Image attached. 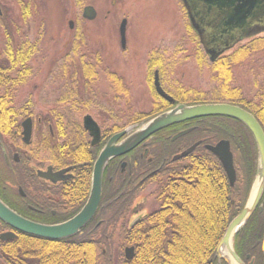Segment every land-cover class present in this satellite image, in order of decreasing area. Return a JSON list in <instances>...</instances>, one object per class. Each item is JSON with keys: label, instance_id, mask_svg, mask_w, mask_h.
Instances as JSON below:
<instances>
[{"label": "flooded vegetation", "instance_id": "1", "mask_svg": "<svg viewBox=\"0 0 264 264\" xmlns=\"http://www.w3.org/2000/svg\"><path fill=\"white\" fill-rule=\"evenodd\" d=\"M262 2L244 23L234 21L227 28L223 23L230 9L208 7L197 0H189L196 17V20H193L183 2L182 6L188 23L200 42L201 32L205 27V39L208 38L209 42L216 41L217 44L225 45L232 41L235 46L245 40L254 39L252 44L261 40L255 38L264 34V0ZM26 8L29 11V5L26 4ZM84 8L80 10L82 22H94L98 18L96 11L94 10V18L87 20L83 16ZM0 13V23H3L5 14L1 7ZM209 42L207 41L208 44ZM204 53L209 57L208 62L213 64L223 59L224 50L214 47L206 49ZM147 59V81L156 101L162 99L154 90L155 73L162 90L174 100L173 104L167 105H191L192 91L180 87L169 90L163 86L161 57ZM5 71L7 70L0 68V75ZM16 87L17 85L12 83L0 87V201L15 214L33 224L57 227L74 218L87 202L93 166L106 144L120 134L122 137L118 141H121L141 121L127 128L114 124L109 117L96 118L88 113L83 116L75 115L71 111L76 108L62 112L54 108L45 116L37 115L31 103L18 106L12 100L9 92ZM87 115L97 127L92 132L84 126V118ZM204 119L184 122L183 124L188 125L185 130L193 132ZM176 126L178 125L172 127ZM162 131L127 154L115 157L107 163L101 176V192L96 210L85 226L74 235L58 240L42 239L25 235L0 221V252L5 249V245L10 244V250L29 249L27 264H72L71 253L79 255L81 240L98 233L103 235L106 241L108 237H112L109 240L112 251L121 249L125 252V249L133 248V255V246L117 243L115 241L118 239L114 241V237H125L127 234L144 230V217L159 206L152 194L159 188L163 173L178 164L177 161L171 160L175 155L168 160L159 149V145L166 143L164 136H160ZM161 138L163 139L160 140ZM203 141L205 137L197 139L191 145L199 142L197 147L204 149ZM152 148L157 152L155 158L151 155ZM153 159L155 161H152ZM147 193L157 208L142 215L146 209ZM141 198L145 200L142 207L139 202ZM254 217H264V212H254L250 221ZM242 231L233 239V249L238 259L242 264H264V235L260 241L254 242L251 252L248 253L242 249L245 240V233ZM5 234L9 237L1 239ZM100 250L104 254V247ZM0 255V264H4L3 254ZM21 259L16 256L14 264H21ZM75 264H79V261H75ZM215 264L224 263L215 259Z\"/></svg>", "mask_w": 264, "mask_h": 264}, {"label": "rangeland", "instance_id": "2", "mask_svg": "<svg viewBox=\"0 0 264 264\" xmlns=\"http://www.w3.org/2000/svg\"><path fill=\"white\" fill-rule=\"evenodd\" d=\"M0 7L5 14L0 23V65L7 34L12 44L33 50L27 63L31 74L21 84L11 78L17 87L9 93L18 106L31 103L37 115L45 116L54 108L60 112L76 108L71 111L75 115L109 117L116 125L131 127L138 122L137 115L160 104L147 81V58L155 56L163 60L164 87H180L204 99L206 94L207 102L216 100L211 95L219 91L220 83L180 0H0ZM84 7L96 11L94 22H82ZM122 19L127 21L124 50L118 36ZM255 40L256 46H250L254 39L245 40L223 58L242 47L251 48L231 69L229 86L251 104L261 105L264 34ZM148 193L146 203L139 200L141 207L146 205L142 215L157 208Z\"/></svg>", "mask_w": 264, "mask_h": 264}, {"label": "trees", "instance_id": "3", "mask_svg": "<svg viewBox=\"0 0 264 264\" xmlns=\"http://www.w3.org/2000/svg\"><path fill=\"white\" fill-rule=\"evenodd\" d=\"M24 12L26 17L27 8ZM6 36L7 45L0 68L7 71L0 75V87L11 83V78L15 83L21 84L31 74L27 63L33 50L12 44L10 35ZM261 44L264 46L263 41ZM248 50L251 51V48L242 47L212 65L216 75L214 78L220 83L219 91L211 95L216 100L207 102L206 94L203 100L202 94L192 92L191 104L219 103L223 99L226 103L237 105L251 113L264 132V104H251L238 90L229 86L231 69L248 56ZM169 108V105L160 101L149 113L137 115L139 119L135 121H146ZM187 126L180 124L162 131L160 136H164L166 143L159 145L160 151L169 160L202 137H205V145H214L220 140L229 141L236 173L233 188L229 186L217 158L202 147H197L190 155L177 161L175 167L163 173L159 188L152 194L159 206L144 218V230L125 237H114V241L118 239L115 242L134 247L131 260L124 258L121 249H110L109 240L112 237H108L106 241L103 235L94 233L81 240L78 256L71 253L72 264L77 260L79 264H215L217 246L227 226L239 214L246 200L255 170V147L250 134L242 125L223 117L205 118L193 132L174 142L170 141V137L185 130ZM156 154L152 148V157L155 158ZM261 206L264 212V194ZM250 220L242 229L245 233L242 249L248 253L254 242L260 241L264 235V217ZM101 247L105 249L104 254ZM27 251L28 248L10 250L9 244L5 245L0 254H3L4 264H14L16 256L22 258L21 264H27Z\"/></svg>", "mask_w": 264, "mask_h": 264}, {"label": "water", "instance_id": "4", "mask_svg": "<svg viewBox=\"0 0 264 264\" xmlns=\"http://www.w3.org/2000/svg\"><path fill=\"white\" fill-rule=\"evenodd\" d=\"M197 1L203 5H207L208 7L230 9V12L226 15L225 23H223L225 28L229 27L234 21L244 23L251 13L258 9L263 3L262 0ZM182 2L186 7L185 9L187 12H189L191 19L196 20L189 0H182ZM83 16L87 20H92L95 16L93 8L85 7L83 10ZM194 24L199 25V23ZM72 25V23H69L70 29H72ZM126 25V20L123 19L118 27L120 47L122 50H124L126 46ZM201 35L202 38L200 43L202 44L204 50L213 49L216 47L219 50L226 51L234 46V42L232 41L226 43L225 45L217 44L216 41L209 42L208 38L205 39V27L204 31L201 32ZM207 41L210 44H208ZM153 86L159 98L169 104H173L174 100L161 89L157 73H155ZM211 117H224L232 119L241 124L249 132L255 147V170L246 200L239 214L233 218V220L227 226L215 252V259L222 261L224 264H242L234 252L233 239L239 232H241L255 211H262L261 199L264 194V132L252 114L243 108L232 104L215 103L199 105H176L173 108L154 116L143 124H140L131 134L124 137L121 141L118 140L122 137V134L114 136L106 144L95 160L92 171L90 195L87 202L85 203L82 210L74 218L67 221L66 223L57 227H45L33 224L15 214L1 201L0 221L25 235L49 240L68 238L74 235L80 228L85 226V224L90 220L93 213L95 212L101 192L102 172L111 159L127 154L135 147L166 128L191 120ZM84 126L86 130H89L90 132L97 128L96 124L88 115L84 118ZM189 132L190 130L181 131L174 135L171 138V141H175L187 135ZM199 144V142L195 143L182 153L175 155L172 158V161H177L186 157L188 154L192 153ZM205 149L217 158L225 172L229 186L233 188L236 179V173L233 167V156L230 151L229 142L226 140H221L213 146L206 145ZM1 237V239H5L8 238L9 235L5 234ZM131 251L132 248L125 249L124 254L127 260L132 258Z\"/></svg>", "mask_w": 264, "mask_h": 264}]
</instances>
